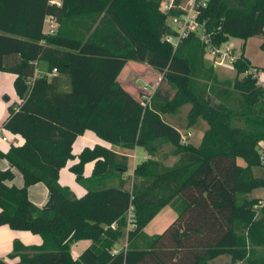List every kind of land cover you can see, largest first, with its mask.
I'll return each instance as SVG.
<instances>
[{
	"label": "trees",
	"instance_id": "16d2710c",
	"mask_svg": "<svg viewBox=\"0 0 264 264\" xmlns=\"http://www.w3.org/2000/svg\"><path fill=\"white\" fill-rule=\"evenodd\" d=\"M159 6L160 0H64L60 6L0 0V71L16 75L20 98L2 127L23 138L0 151L10 163L0 169V226L43 239L39 245L15 239L9 258L18 259L0 257V264H210L224 254L232 264H264V198L250 195L264 188L258 78L264 68L253 65L243 44L232 63L235 78L221 79L205 58L204 40L219 47L232 37L264 38V0H208L198 8L201 32H190L177 47L164 37L177 33L169 16L182 10L165 13ZM48 14L59 23L54 34L43 30ZM132 60L161 72L169 88L160 83L147 102L127 90L119 75ZM40 62L47 64L42 73ZM185 104L188 126L199 119L208 124L198 145L183 142L179 127L165 118ZM87 130L124 149L142 147L149 157L127 177V154L99 143L85 147L70 167L86 189L78 197L60 183V171L76 158L74 143ZM166 143L178 156L173 165L157 158ZM91 161L92 174L85 176ZM40 182L49 190L47 205L29 196ZM167 205L177 212L174 221L145 234ZM125 228L127 246L114 252ZM81 239L91 244L76 258L71 247Z\"/></svg>",
	"mask_w": 264,
	"mask_h": 264
},
{
	"label": "rangeland",
	"instance_id": "374dc122",
	"mask_svg": "<svg viewBox=\"0 0 264 264\" xmlns=\"http://www.w3.org/2000/svg\"><path fill=\"white\" fill-rule=\"evenodd\" d=\"M188 0H185V3L187 5ZM243 41H246V51L247 56L252 60V62L255 64V66H258L260 68H264V50L261 48V44L264 41V38L262 36H254L250 37L247 40L232 37L231 41L228 42V45L236 46V50L232 49L233 55H238L240 53V49L238 48L240 45H243ZM241 47V46H240ZM45 63V62H44ZM217 72L221 79H234L236 76V71L234 69V66L232 62L227 59L223 64L216 65ZM163 74L156 69H154L151 65H149L146 62H137V61H128L125 65V69L120 73L119 80L122 83V85L129 90L130 92L134 93L138 98L142 99L143 101L147 102L151 95L154 93L156 88L162 84L163 88H169V86L162 82ZM259 81L264 82V70L261 69ZM12 85V91L5 90V93H8L9 99L6 100L5 98H2L0 101V128L3 125V121L8 115V107L9 105L16 104L18 100V95L14 87V82L11 83ZM148 87V89H146ZM155 89V90H154ZM190 109V104L183 105L176 113L174 114H166L165 118L167 121L172 123L173 125L179 127L181 132H187L191 131V136L189 137L187 142H191L193 144H200L203 138V133H205L206 129L208 128V124L206 121L199 119L194 125L188 126L187 122V114ZM7 130L5 129V134ZM204 131V132H203ZM264 142V141H262ZM114 145V144H113ZM263 145V144H262ZM117 146V145H115ZM173 145L170 143H166L161 150L157 153V158L164 163L165 165H173L177 160L178 156L174 155L173 152ZM139 153L143 154L142 147L139 148ZM149 156V155H148ZM133 163V162H132ZM239 163L245 165V162L243 159H239ZM133 165L130 166V171ZM132 175V174H130ZM125 176H129V173H127ZM131 177V176H130ZM18 180L21 185H23V179L21 173L18 171ZM76 185L73 187L71 186V182H66V185H70L69 187L72 190H75L79 193L80 188H82V185L78 184L76 181H74ZM74 184V183H73ZM20 185V186H21ZM258 190V189H257ZM256 190L257 195H261V198H264V188H260L259 191ZM30 191V197L31 199L39 204L42 199H44L41 195V191L47 193V202L49 201L50 195L49 191L46 188V185L43 183H40L38 185H35L33 187H29ZM45 204H39V205H46ZM43 203V202H42ZM170 216L167 212L163 213L160 218L157 219L155 224H159L161 221L165 222L167 218ZM161 226V224H160ZM132 225L127 224L126 228H131ZM126 228H125V234L123 237L120 238L118 241L119 246H117V249H122L126 247L127 245H124L123 243L126 242ZM22 233H28L30 235H35L33 233L23 231V230H16L12 229L8 225H2L0 226V243H3L1 245L2 251H0V256L9 260V254L11 253V247L13 246L14 240L16 237H21ZM148 234V233H147ZM40 238L42 236L38 234ZM139 242L144 244V240L142 238L139 239ZM82 244V243H81ZM87 244L82 248L84 249ZM122 245V246H121ZM10 249V250H9ZM10 252V253H9ZM229 255L224 254L221 255L215 259L210 260V264H231V258Z\"/></svg>",
	"mask_w": 264,
	"mask_h": 264
},
{
	"label": "crops",
	"instance_id": "0c3cea01",
	"mask_svg": "<svg viewBox=\"0 0 264 264\" xmlns=\"http://www.w3.org/2000/svg\"><path fill=\"white\" fill-rule=\"evenodd\" d=\"M231 39L228 41L230 42ZM243 44L246 45V41H243ZM241 46V45H240ZM240 46L238 47L240 49ZM234 49L236 50V46H233ZM247 53V51H245V54ZM247 56V54H246ZM205 58L207 60V62L209 63H212V55L209 54V53H206L205 55ZM251 60V59H250ZM252 61V60H251ZM253 63V62H252ZM253 65H255L253 63ZM217 66H215L216 68ZM47 69V64L44 63V62H40L38 64V70L37 72L38 73H42L44 71H46ZM125 69V67H124ZM217 70V69H216ZM123 71V70H122ZM260 76V72L258 73V78ZM15 77L16 75L14 73H11V72H6V71H0V101L2 100V98H4V95L8 93H5V90H9V91H12V85L11 83L14 82L15 80ZM260 82V81H259ZM262 85H264V82H260ZM155 90V89H154ZM132 93V92H131ZM134 94V93H133ZM135 95V94H134ZM136 96V95H135ZM9 98V96H8ZM20 102V98L18 97V100L16 102V104ZM7 117V116H6ZM5 120V119H4ZM181 131V130H180ZM7 133L5 134V129L2 131V127L0 128V151H4L6 152L9 147L12 145V144H20L23 142V138L20 136V135H16V134H13L11 133L10 131H6ZM204 132V131H203ZM2 135H5L8 140L5 141L3 140L2 138ZM204 135V133H203ZM103 144L115 151H118V152H121V153H125L129 156V170L127 173L129 174H133V171H134V168H135V165L140 162L141 160H143V157L145 155L148 156L147 152L144 150V148H142L143 150V154H140L139 153V148L140 147H136L135 149H124L120 146H115L105 140H103L102 138H100L98 135H96L95 132L91 131V130H87L83 135H80L75 143H74V146H73V152L76 156V158H73V159H70L67 163V165L61 169L60 171V183L63 184V185H66L67 183L66 182H71V186L73 187L75 184L74 181L77 182L76 180V177H75V174L70 170V167L76 163L79 158H78V154L85 148V147H92L94 146L95 144ZM263 146H264V142H262ZM196 145V144H195ZM133 154H136L137 158L134 159L133 158ZM133 162V163H132ZM94 161H91V162H88L86 163L85 165V169H84V175L85 176H89L92 174V171H93V168H94ZM10 165L9 161L5 158H2L0 157V169H4V168H7L8 166ZM132 166L133 169H131V172L130 171V166ZM172 165V164H171ZM15 173H16V177H15V180L14 182L17 184V185H21V183H19V180H18V171L15 169ZM23 179V177H22ZM23 181V180H22ZM42 183V182H40ZM40 183H37V184H34L32 185L31 187L35 186V185H38ZM74 183V184H73ZM78 183V182H77ZM44 184V183H43ZM80 184V183H78ZM81 185V184H80ZM70 186V185H68ZM30 187V188H31ZM47 188V186H46ZM48 190V188H47ZM256 190L255 189L250 195L251 196H255V197H261V195H257L256 193ZM260 188L257 190L259 191ZM49 191V190H48ZM74 193L80 197L82 196L85 192H86V189L82 186V188H80L79 190V193L76 192L75 190H73ZM41 195L44 199H42V201L39 202V204H45L47 202V193L45 192H42L41 191ZM29 196H30V191H29ZM31 198V197H30ZM43 202V203H42ZM167 212L168 215L170 216L169 218H167V220L165 222L161 221L159 224H155V222L157 221L158 218H160L162 216L163 213ZM177 217V212L176 210L171 206V205H167L165 206L151 221L150 223H148V225L144 228V233L147 234L148 236H153L154 234H157V233H161L165 230L166 227H168V225L170 223H172L174 221V219ZM161 224V226H160ZM28 232V231H27ZM16 239H19L21 240L24 244L26 245H39L43 242V239L40 238V236H38V234H35V235H30L28 233H22L21 237H16ZM82 243V244H81ZM128 241H127V238H126V242H124L123 244L124 245H127ZM86 245V247L88 245L91 244V240L89 239H81L79 241H76L72 244V247H71V250H72V254L74 257H79L80 254L82 253V251L84 249H82L84 246ZM3 245V243H0V246ZM119 246V243L117 242L115 247ZM122 246V245H121ZM11 249V252L13 250V246L10 248ZM9 249V250H10ZM3 249H1L0 247V251H2ZM10 253V252H9ZM1 257V256H0ZM17 258L15 259H9L11 261H14V260H17ZM230 259V258H229ZM232 264V263H231Z\"/></svg>",
	"mask_w": 264,
	"mask_h": 264
},
{
	"label": "built area",
	"instance_id": "2783aa9c",
	"mask_svg": "<svg viewBox=\"0 0 264 264\" xmlns=\"http://www.w3.org/2000/svg\"><path fill=\"white\" fill-rule=\"evenodd\" d=\"M64 0H49V3L55 5H62ZM208 0H188L187 5L184 4L185 0L179 4L176 3V0H160V10L169 13L172 9L179 7L182 10V13L179 15L169 16L170 25L175 28L176 34H168L164 38L166 41L172 43L175 47H177L184 37H186L190 32H201L202 24L197 19L198 8L201 6H205ZM59 23L56 17L52 14H48L44 21V33L46 34H54L58 29ZM205 42L208 43L207 53L212 55V64L216 66L217 64H223L227 59H229L232 63L239 55H233L232 49L234 47L232 45H228V41L219 47H212L209 45V38L204 36ZM55 72V70H54ZM148 89V87H146ZM5 128L2 127V131ZM181 132V131H180ZM191 131L181 132L182 141L187 142L189 137L191 136ZM3 140L7 141L8 138L5 135H2ZM134 159L137 158L136 154L132 155ZM149 156L145 155L144 159H147ZM133 213V208H130L129 216ZM115 226V225H114ZM119 249L115 247L114 252H117Z\"/></svg>",
	"mask_w": 264,
	"mask_h": 264
},
{
	"label": "water",
	"instance_id": "95a60500",
	"mask_svg": "<svg viewBox=\"0 0 264 264\" xmlns=\"http://www.w3.org/2000/svg\"><path fill=\"white\" fill-rule=\"evenodd\" d=\"M50 200H51V198H49V201H50ZM49 201L47 202V204L49 203ZM47 204H46V205H47Z\"/></svg>",
	"mask_w": 264,
	"mask_h": 264
}]
</instances>
